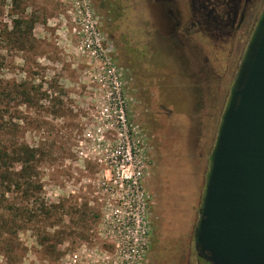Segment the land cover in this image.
Instances as JSON below:
<instances>
[{
    "label": "rangeland",
    "instance_id": "374dc122",
    "mask_svg": "<svg viewBox=\"0 0 264 264\" xmlns=\"http://www.w3.org/2000/svg\"><path fill=\"white\" fill-rule=\"evenodd\" d=\"M190 16L182 0H0L1 78L14 84L0 102V141L38 150L31 196L15 190L2 204L19 221L21 211L29 214L16 245L0 244V264L125 262V191L107 179L83 136L102 93L93 77L99 64L81 47L90 24L122 69L129 117L148 150L150 237L142 264H204L196 262L192 234L207 156L247 42L227 61L230 43L217 48L196 28L185 33ZM14 19L31 23L27 37L7 38ZM43 238L55 248L45 249Z\"/></svg>",
    "mask_w": 264,
    "mask_h": 264
},
{
    "label": "water",
    "instance_id": "95a60500",
    "mask_svg": "<svg viewBox=\"0 0 264 264\" xmlns=\"http://www.w3.org/2000/svg\"><path fill=\"white\" fill-rule=\"evenodd\" d=\"M192 239L209 264H264V5L207 156Z\"/></svg>",
    "mask_w": 264,
    "mask_h": 264
},
{
    "label": "built area",
    "instance_id": "2783aa9c",
    "mask_svg": "<svg viewBox=\"0 0 264 264\" xmlns=\"http://www.w3.org/2000/svg\"><path fill=\"white\" fill-rule=\"evenodd\" d=\"M84 12L88 15V8ZM84 32L87 37L81 47L90 51L99 64L93 77L102 93L96 98L92 128L90 125L83 136L92 143L93 150L98 151L93 158L106 166L107 179L125 191V262L121 260L120 264H142L150 237V197L144 187L149 169L145 137L129 117L123 72L115 65L108 43H103L104 38L93 24L86 26ZM78 155L87 157L83 149Z\"/></svg>",
    "mask_w": 264,
    "mask_h": 264
},
{
    "label": "trees",
    "instance_id": "16d2710c",
    "mask_svg": "<svg viewBox=\"0 0 264 264\" xmlns=\"http://www.w3.org/2000/svg\"><path fill=\"white\" fill-rule=\"evenodd\" d=\"M14 2L16 0H13ZM26 24L25 29L19 28L20 24ZM31 28V23L28 20L22 19L18 21L13 20L12 30L6 33L8 39L13 40L16 37H27V32ZM20 34V35H19ZM1 38V35H0ZM22 39V38H21ZM23 46V41H21ZM3 67L2 55L0 53V102L3 98L10 96L13 93L14 84L11 82H4L1 78V69ZM22 94L25 101L30 100L28 90L23 89L19 92ZM38 150L31 147L27 143H15L13 141H0V244L3 242L4 248L15 246V234L24 226L25 213L29 214L27 210L21 211L23 216L19 221L11 213V208L4 207L3 203H10L9 198L6 196L8 193H13L15 190H20L24 197L29 199L35 184L32 181L33 171L36 169L37 152ZM19 169H16V165ZM46 238L40 239L41 245L44 248H55V245L47 246L45 244Z\"/></svg>",
    "mask_w": 264,
    "mask_h": 264
},
{
    "label": "flooded vegetation",
    "instance_id": "af4514ba",
    "mask_svg": "<svg viewBox=\"0 0 264 264\" xmlns=\"http://www.w3.org/2000/svg\"><path fill=\"white\" fill-rule=\"evenodd\" d=\"M173 1L176 0H170L172 3ZM182 1L191 14L189 20L186 21L185 33H188L187 30L190 28H196L203 34L210 35L217 48H222L227 42L230 43L227 61L241 55V48L248 42L258 17L256 15L260 6L259 0ZM249 30L250 35L247 36ZM196 262L209 264L197 255Z\"/></svg>",
    "mask_w": 264,
    "mask_h": 264
}]
</instances>
